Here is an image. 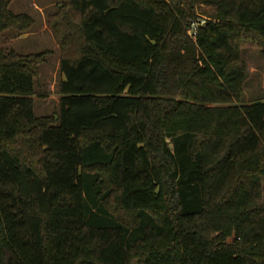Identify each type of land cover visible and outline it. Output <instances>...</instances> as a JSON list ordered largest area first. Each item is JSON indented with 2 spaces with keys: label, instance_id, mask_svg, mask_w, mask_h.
I'll list each match as a JSON object with an SVG mask.
<instances>
[{
  "label": "trees",
  "instance_id": "1",
  "mask_svg": "<svg viewBox=\"0 0 264 264\" xmlns=\"http://www.w3.org/2000/svg\"><path fill=\"white\" fill-rule=\"evenodd\" d=\"M13 1L0 37L34 24ZM62 1L59 115H35L45 54L0 48V264H264V0Z\"/></svg>",
  "mask_w": 264,
  "mask_h": 264
},
{
  "label": "rangeland",
  "instance_id": "2",
  "mask_svg": "<svg viewBox=\"0 0 264 264\" xmlns=\"http://www.w3.org/2000/svg\"><path fill=\"white\" fill-rule=\"evenodd\" d=\"M64 4L66 3L62 0H14L9 7L10 11L14 15L29 16L34 24L27 31L12 29L0 37V48L4 52L12 50L21 56L45 54L44 62L39 65V78L32 97L35 115L39 118L60 113L59 84L63 79L60 74L61 54L50 23L54 22ZM195 12L196 24L211 20V8L202 6ZM241 58L247 67L241 104L264 102V58L256 39H243Z\"/></svg>",
  "mask_w": 264,
  "mask_h": 264
}]
</instances>
